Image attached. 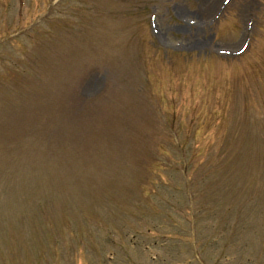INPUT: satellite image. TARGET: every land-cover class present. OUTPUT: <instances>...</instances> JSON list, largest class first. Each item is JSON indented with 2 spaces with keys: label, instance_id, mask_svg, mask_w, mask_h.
Segmentation results:
<instances>
[{
  "label": "rangeland",
  "instance_id": "rangeland-1",
  "mask_svg": "<svg viewBox=\"0 0 264 264\" xmlns=\"http://www.w3.org/2000/svg\"><path fill=\"white\" fill-rule=\"evenodd\" d=\"M0 264H264V0H0Z\"/></svg>",
  "mask_w": 264,
  "mask_h": 264
}]
</instances>
